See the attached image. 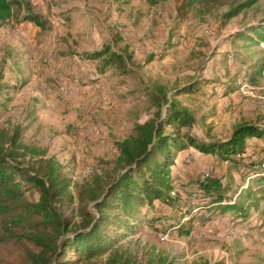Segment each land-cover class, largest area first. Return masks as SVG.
Listing matches in <instances>:
<instances>
[{
  "label": "rangeland",
  "instance_id": "374dc122",
  "mask_svg": "<svg viewBox=\"0 0 264 264\" xmlns=\"http://www.w3.org/2000/svg\"><path fill=\"white\" fill-rule=\"evenodd\" d=\"M20 1L0 19V124L20 123L23 140L45 148L72 182L102 171L117 155L115 142L154 115L151 92L157 85L171 96L175 87L199 83L195 92L174 98L192 112L190 133L200 139H224L244 120L264 126V41L236 35L264 19V0L226 22L225 7L206 0L195 1L182 19L180 0ZM30 14L41 25L25 18ZM104 45L130 54L127 73L99 71L98 61L81 58ZM239 77L249 87L241 90ZM80 78L84 82L75 84ZM60 82L73 92L63 94ZM227 83L234 90L225 91ZM250 156L224 161L189 147L177 154L171 176L185 188L184 199L206 175L221 177L232 189L255 187V177L238 174L237 163ZM26 195L38 197L34 188ZM263 206L245 220L232 214L208 219L196 203L181 214L155 201L137 209L135 226L117 244L143 260L160 256L172 264H264ZM173 220H181L182 232L172 228Z\"/></svg>",
  "mask_w": 264,
  "mask_h": 264
},
{
  "label": "trees",
  "instance_id": "16d2710c",
  "mask_svg": "<svg viewBox=\"0 0 264 264\" xmlns=\"http://www.w3.org/2000/svg\"><path fill=\"white\" fill-rule=\"evenodd\" d=\"M195 1L180 0L176 7L180 19ZM206 1L225 7L221 18L226 22L259 0ZM20 3L0 0V19L11 16L12 6ZM25 18L41 25L36 14ZM236 35L264 41V19ZM118 39L115 34L113 43ZM80 56L98 61L99 71L108 67L123 74L129 71L130 54L113 51L109 45ZM262 65L251 77L253 83L261 75ZM198 84L192 81L175 87L171 96L157 85L151 92L157 107L154 115L134 124L126 137L115 142L117 155L112 162L82 182H72L64 166L45 148L25 142L20 123L0 124V264H172L160 256L143 260L117 244L135 226L132 221L140 207L160 201L186 214L196 203L199 213L208 219L232 214L245 220L251 211H259L264 203V144L257 140L264 141V126L244 120L234 124L224 139L203 140L192 135L195 118L174 95L193 93ZM226 85L225 91L234 90L231 83ZM3 88L0 84V96ZM189 147L224 161L242 153L251 155L237 163L238 174L255 177L257 185L232 189L221 177L206 175L196 180L192 193L184 199L185 188L176 186L171 166L177 154ZM29 188L36 189V200L27 197ZM170 224L182 232L181 220Z\"/></svg>",
  "mask_w": 264,
  "mask_h": 264
},
{
  "label": "built area",
  "instance_id": "2783aa9c",
  "mask_svg": "<svg viewBox=\"0 0 264 264\" xmlns=\"http://www.w3.org/2000/svg\"><path fill=\"white\" fill-rule=\"evenodd\" d=\"M261 45L262 46H264L263 45V42H261ZM229 59H230V57H229ZM231 60V59H230ZM263 73H264V68H263ZM99 76V74H97V73H95V75H91L90 77L92 78V79H94L95 77H98ZM80 82H84V79L83 78H80L75 84H80ZM237 83H238V85H239V88L241 89V90H243L244 88H246V87H249L248 86V83L245 81V79L243 78V77H239L238 79H237ZM60 91L63 93V94H69V93H72L73 92V86H69V85H67V84H65V83H63V82H60ZM97 134H99V131H97L96 132ZM101 134H102V131H101ZM242 156H245V153H242L241 154ZM263 166H264V164H263Z\"/></svg>",
  "mask_w": 264,
  "mask_h": 264
},
{
  "label": "crops",
  "instance_id": "0c3cea01",
  "mask_svg": "<svg viewBox=\"0 0 264 264\" xmlns=\"http://www.w3.org/2000/svg\"><path fill=\"white\" fill-rule=\"evenodd\" d=\"M201 153V152H200ZM207 155H209V154H207Z\"/></svg>",
  "mask_w": 264,
  "mask_h": 264
}]
</instances>
